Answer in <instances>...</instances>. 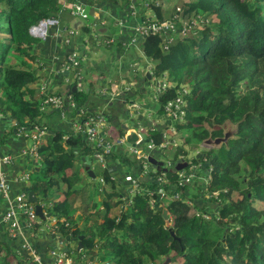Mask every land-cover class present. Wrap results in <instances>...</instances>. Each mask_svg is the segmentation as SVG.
<instances>
[{"label":"trees","instance_id":"trees-1","mask_svg":"<svg viewBox=\"0 0 264 264\" xmlns=\"http://www.w3.org/2000/svg\"><path fill=\"white\" fill-rule=\"evenodd\" d=\"M74 1L0 0V125L12 122L15 127H32L47 116L40 109L44 67L38 54L48 44V37L43 41L29 30L42 20L55 19L64 5ZM178 3L181 7L175 6L169 16L160 7H150L157 22H171L174 28L147 34L140 48L152 64L153 75L166 74L174 86L159 98L160 113L166 101L175 96V90L187 87L185 123L198 143L209 133L212 138L221 137L220 126L226 120L240 122L237 135L227 145L200 153L202 157L194 158L186 167L189 170L206 157L203 165L212 166L211 182H199L192 189L190 184L178 187V173H167L162 188L169 195L176 193L179 199L167 208L155 203V210L148 196L154 192L152 198L156 197L154 184L147 187V196L142 193L131 198L127 190L125 197L118 196L127 207L113 218L109 212L117 192L107 189L104 204L90 202L85 214L76 218L68 200L73 190H82L75 188L81 180L77 171L71 176L65 173L75 167V149L81 147L84 155L90 151L80 134L64 138V132L58 131L39 147L42 160L33 171L36 180L31 182L30 176L27 189L40 197L39 203H47L42 207L56 218L52 227L55 235L68 240L84 236L83 249L76 251L81 253L79 256H88L90 263L98 258L95 262L103 264L107 257L106 264H161L166 258H170L169 264H264V0ZM201 18L204 21L197 24ZM184 23L189 32L181 37ZM89 29L83 26L81 32L88 33ZM68 92L65 98H70L74 107L67 104L63 108L67 116L71 118L82 110L84 119L91 117L93 113L84 103L89 93ZM13 130L3 131L2 138L13 137ZM151 133L149 141L155 146L163 143L159 134ZM179 160L176 157L174 163ZM102 180L114 190L107 170ZM61 186L63 200L49 203L51 191L59 192ZM184 199L191 201L190 207ZM163 209L173 216L170 226L163 218ZM102 249L104 253L99 257ZM69 252L63 253L69 258ZM5 255L12 256L9 246L0 241V264L5 263L1 261Z\"/></svg>","mask_w":264,"mask_h":264},{"label":"crops","instance_id":"crops-1","mask_svg":"<svg viewBox=\"0 0 264 264\" xmlns=\"http://www.w3.org/2000/svg\"><path fill=\"white\" fill-rule=\"evenodd\" d=\"M75 1H82L85 4L87 14L88 12L92 14V22L83 23V25L78 28V31L75 30L73 35L67 36L68 30L65 29L71 27L72 22L76 18H74L68 8L70 3L64 5V10L70 11L72 20L68 22L65 21L63 28L59 32H57V30L49 31L47 36L48 44L46 45L45 49L43 48L44 50L42 49L38 54L43 63L45 71L44 80L47 84V93L67 96L69 95L68 91L75 85L79 91H84L86 86L91 90V82L85 81L89 72L97 73V75H100V78L103 80H106L107 78H111L112 80L115 77H119L122 80H125L129 87H134V89H136L138 86L137 81L143 80L145 72L147 71V66L151 68L152 64L141 51L140 44L142 41L140 40L138 42L134 40L133 27L136 25L139 18L136 15H132L130 13L129 2L127 0ZM134 2L135 10L142 13V11H144L142 7L145 3L140 0H134ZM107 22L116 28V32L114 34L111 33ZM98 24L106 27L109 30V36L100 37L92 32V29ZM83 26H89L90 29L88 33L83 34L81 32V28ZM108 39L112 40V43L109 45L106 44V40ZM64 40H69V42L66 43ZM69 53H73L77 57L76 59L78 66L76 67L79 68L76 70H73V68L67 69L66 57ZM137 71L141 72H139V76L131 77L132 74L136 73ZM70 72H73L72 76H70ZM71 77L74 80L73 84L70 81ZM78 85L80 86V89H78ZM136 90L137 91L135 92L133 99L140 97L141 102L144 103L148 113L151 114L153 112V115L162 117V121L160 120V123L162 124L164 121V116L159 112L160 104L159 101L154 99L153 93H150V95H147V97L142 100L144 96L137 94L138 88ZM122 91L123 90L117 93L112 91L109 93V96H104L103 100L93 97L92 92L91 95L89 94V96L87 95L86 98H84V103L87 106L89 112H94L91 117L97 115L95 111L99 110L96 108L100 107L101 114H104V116L108 118L107 120L105 119L106 121L103 118L108 132L113 131L111 135L118 133L120 135L119 137H122L121 126L123 125L122 121L119 119H121L125 114L122 108V99L117 95ZM87 98L89 101H87ZM104 107L105 110L103 111ZM45 114L47 116L42 117L39 121H36V125L45 131V134L37 143L38 150L40 146L46 144L47 139L51 135H54L58 131L64 132V138L70 134L77 135L75 134L76 124L72 117L69 118L66 116V120H61L59 114L56 112L54 113V110L51 109L46 110ZM166 126L168 125L164 121L163 127L165 129ZM4 127L5 126L3 124L0 125V136L3 131H7V127L5 130ZM101 132L105 137L106 130L104 129V125L101 127ZM0 138L3 139L2 144L0 145V153H10L13 157V167L11 168L10 172L11 180L14 177L20 178L24 175H28V181L26 183L17 182L13 185L11 195L15 196L20 192H27L28 195L29 191L27 188L30 187V174L35 170V168H38L41 163V161L39 162L37 159L31 158L29 155H23V151L30 148L32 142L29 141V138L26 139L22 137L13 138L6 136L2 138L1 136ZM82 140L85 143L83 138ZM146 145L147 144H143L141 147L144 148ZM88 150L92 152L90 147ZM90 152H88L87 155H84L81 147L74 150L76 155L75 167H78L80 170H82L86 177L85 179H82L81 175L77 171L81 180V184H85L84 188H88L89 183L96 178L87 161L88 158H91L92 154L90 155ZM116 152L117 154L109 157V160L106 163L107 169L104 168L108 171V173H110L111 180H113L115 188L114 190H110L107 185L102 184L103 194L104 191L109 189L107 191L117 192V198L119 195L121 198H123L126 196L127 190L129 192L132 190L133 193L131 184L133 183V179H135L138 183V186L135 188V192L140 191V194L144 193V195L147 196V187L155 183V179H152L151 177V171L147 170L148 165H140V163H138L135 159L130 161L123 156L121 157L119 151ZM161 153L162 152L159 151H153V154L156 156L162 155ZM181 155H183V153H181ZM177 157L180 159L179 154ZM74 169L67 170L65 173L66 176H71L73 172H75ZM88 171L92 172L93 177L88 175ZM205 175V166H203L202 170L196 174V177L193 178L191 182H189V188H195V185L200 184L199 182H206ZM171 187L173 188V186ZM75 188L82 189L80 186H75ZM76 192L77 191L73 190V195ZM91 193L89 192V194ZM35 197L37 200H39L37 195H35ZM76 200L77 199H74L73 201L70 200L71 202L69 201V203H75ZM89 201L91 202L92 200ZM40 204H43L45 208L47 203ZM31 205L33 207L35 206L33 203H31ZM7 207V202H5V200H3L2 196L0 195V241L9 246V250L12 255H5L6 257L4 264H10L11 262H17L18 264H32L31 254L33 251L38 254L45 264H52L54 257L51 256V254L53 251L58 252L57 248L60 245H65L67 249H69V244H73L72 242H74L75 247H77L78 240L70 239L67 243L64 242L63 244L61 241L62 238L53 233L52 227L48 231L46 228H41V233L36 235L35 233L40 230L38 228L37 222L41 223L38 218L36 223L31 226V229L28 225L27 218L24 216H19L18 220H15L11 223H4L2 216L6 212ZM45 210L46 209H43V213L47 214L48 212ZM74 216L77 218L76 214H74ZM54 220H56L55 217L49 219L47 218L46 222L42 223L45 225L49 223L54 224ZM52 235L55 236L54 239H52ZM77 257L78 259L76 261L72 260V264H90V261H87L88 256L76 255V258ZM68 259H70V257ZM92 264L95 263L92 262Z\"/></svg>","mask_w":264,"mask_h":264},{"label":"built area","instance_id":"built-area-1","mask_svg":"<svg viewBox=\"0 0 264 264\" xmlns=\"http://www.w3.org/2000/svg\"><path fill=\"white\" fill-rule=\"evenodd\" d=\"M129 2L130 7V13L132 15H136L139 20L136 23V25L133 27V34H134V40L140 41L143 37H145L149 33H159L161 31H167V30H173L174 25L171 22L168 21H162L157 22V20H152L150 18L147 19V17L143 16L145 15V12L151 7H161V4L156 5L155 0L153 2H150L149 0H140L144 2V6L142 7L144 11H142V16H138V12L135 10L134 7V0H127ZM148 3V5H147ZM69 10L71 11L74 18H78L83 23H85V20L88 19V14L86 11V6L82 1H74L72 4H69L68 6ZM177 11H180L179 8H177ZM44 24V26H32L29 30L30 34L36 38H39L41 40H45L47 37V29H49V26L58 24V21L56 19H48V20H42L41 22ZM195 25V23H193ZM184 23V27L182 30H180L179 35L183 37L185 34L189 32ZM185 28V29H184ZM43 30V32H42ZM67 36L73 35L75 30L71 29V27H68L67 29ZM133 40V41H134ZM66 43L69 42V40H64ZM112 43V40L108 39L106 40V44L109 45ZM171 43V40L169 41V44ZM164 49H167V46L164 47ZM66 64L67 69L72 68L75 66H78L77 57L73 53H69L66 57ZM153 75V72L149 70ZM164 77L166 80V74H163L161 76H155L156 82H155V91L153 93V97L155 100L159 101V98L163 96L164 94H167V92L170 89H173V85L170 83H160V79ZM42 95V101L40 104V109L42 112H45L46 110H54L57 111L61 120H66V113L63 111V108L68 106L73 107V103H69L70 98L66 99L65 96L59 95V94H49L45 90V88L41 91ZM188 95V91L184 89L183 87L179 88L178 90H175V96L172 99H169L166 101V103L163 105V116L164 121H169V125L166 126V130L173 131L174 128H172V124L174 123H183L185 122V115H186V100L185 96ZM84 115V112L81 110L78 113V116ZM102 121L103 117H89L85 119H79L74 125H75V134H80L83 136V139L85 140V143L88 147L92 149V156L95 157L99 162H104L106 158L111 157L112 155L117 154L116 151H120L123 148V145L125 143V140L123 137H120L116 140L115 145L106 142L104 135L101 132L102 127ZM15 123L9 124L5 126V129L7 127L8 129L14 128V136L13 138L22 137L26 139H30L32 142V145L30 148L23 151V155H29L31 158L37 159L39 162L42 160L39 152L37 143L41 140L40 138L45 134V131L40 128L38 125L34 124V126H18L15 127ZM74 135V134H73ZM164 138V135H163ZM167 142V140H164L162 144H160V147L164 145V143ZM155 147V144L152 141H149L147 145L145 146V151H139L136 148H128L130 152H132V155L134 156L135 160L139 163L143 160L147 159V150L150 152ZM165 148V147H164ZM163 148V149H164ZM125 152L123 153V157ZM125 158V157H124ZM207 162V158L201 162L199 161L197 164L191 166V168L188 170L189 173L185 176L182 172L178 173L179 185L178 186H184L189 184L193 178L196 177V174L201 171L203 168V164ZM103 168H106V163L102 164ZM13 167V157L10 153H0V195L2 196L3 200L7 202L8 207L6 209V212L2 216V220L4 223H11L15 220H18L19 216H24L28 220V225L30 229L31 226L36 223L37 217L35 215L34 207L31 205V203L28 200L27 192H20L16 194L15 196L11 195L13 185L17 182H24L26 183L28 181V175H24L20 178H13L11 180V168ZM206 171V182L210 180V172L212 171V166L208 164V166L205 167ZM103 182V180L101 179ZM167 182L162 177H159L157 179V184L161 185L163 183ZM136 186V185H134ZM134 188V187H132ZM160 194L164 192V189L161 188ZM157 190V189H156ZM132 192V190H131ZM157 193V192H156ZM150 196H153L154 192H149ZM165 194V192L163 193ZM215 194V193H214ZM166 195V194H165ZM176 199H178V195L175 193ZM159 196V194H158ZM164 195H162L163 197ZM160 198V196H159ZM55 223V220H54ZM58 251H60L59 247L57 248ZM51 256L54 257V260L52 264H72V260L68 259L63 252L59 254V252L53 251ZM31 262L32 264H45L42 259L38 256V254L33 251L31 254ZM92 264V263H90Z\"/></svg>","mask_w":264,"mask_h":264},{"label":"rangeland","instance_id":"rangeland-1","mask_svg":"<svg viewBox=\"0 0 264 264\" xmlns=\"http://www.w3.org/2000/svg\"><path fill=\"white\" fill-rule=\"evenodd\" d=\"M149 1L153 2V0H149ZM155 4L156 5L161 4L160 8L162 9V12H165V14L168 13L165 16H167V15L169 16L173 12L175 6L181 7V3H178V0H155ZM147 5H148V3H147ZM176 11H177V8H176ZM88 14H89V19L85 20V23L92 22V14L90 12H88ZM137 14H138V16H142L143 15L140 12H138ZM143 16L147 17V19L150 18L152 20H156V16L153 14L151 8H149L145 12V15H143ZM55 19L58 21V24L49 26L48 27L49 29H47L48 30L47 33L49 31H52V30L53 31L57 30V32H59L63 28L65 21L68 22V21L72 20V16H71V13H70L69 10H63V11H61V13L59 15H57L55 17ZM202 21H204V18H201L200 21L197 22V24H200ZM107 24L110 27L111 33L114 34L116 32V28L112 24H110L109 22H107ZM91 38H93V37H91ZM40 64H41V66H43L42 61L40 62ZM72 68H73V70H76L79 67L75 66V67H72ZM149 70H152V69L149 66H147V71H149ZM44 72L45 71H43V77H42V80H41L40 91H39V94H40L41 97H42V95H41L42 89L45 88V90H46V86H47V84H46V82L44 80ZM135 74L136 73H133L131 77H133ZM72 75H73V72H70V76H72ZM70 81H71L72 84L74 83V80H73L72 77L70 78ZM85 81L91 82V84H92L91 92L93 93L92 96L95 97L96 99L97 98L98 99H102L101 96H109V93H111L112 91H114V93H117V92H119L121 90H125V89H127L129 87L128 83L125 80H122L119 77H115L112 80H111V78H107L106 80H103V79L100 78V75H97V73H95V72H89V74L87 75ZM165 81H166L167 84L169 83L167 81V77H166V80H165L164 77H162L160 79V83H165ZM155 82H156V79H155V76H153L152 81L148 82L149 84L147 83V94L154 93V91H155ZM183 88L188 90L186 86H183ZM78 89H80L79 85H78ZM87 101H89L88 98H87ZM127 105H128V103H127ZM96 109L101 111L100 107H98ZM104 110H105V107H104L103 111ZM131 110L134 111L136 109L133 108ZM136 112H139L140 116L143 117V118H148L150 121L154 120L156 125L160 126V120L162 119V117H159V116L157 117V116L152 114L153 112L150 114V113L147 112V110H142L140 108H138L136 110ZM95 113H97V115L100 114L98 111H95ZM93 114H94V112H93ZM97 115H95L94 117H98ZM133 118H136V117L133 116V114H132V117H130L128 121L134 120ZM72 119H74V121L76 123L79 119H84V118H83V115L78 116V115H75V112H74L72 114ZM162 124H164V121H163ZM103 125H104V129L106 130V132H105L106 142H109V143L115 145L116 140L118 139V137L120 135L118 133H115V134L111 135L113 131L108 132L106 124H105L104 121H102V126ZM181 125H184V126L182 127L181 130H178L177 126H181ZM172 128H174L173 131L166 130L165 128H161V130L159 132H156L157 134H163L164 133V140H167V142H165L162 147H160V146L157 147V149L159 151H162L163 155L165 156V162H167V163L174 162L176 160V157L179 154L180 159H184L185 162L190 164L194 160V158H196L197 154H200V153L208 151L207 148L201 146V143H198L197 140H195L194 138L191 137L192 131L186 127V123L185 122H183V123L182 122L181 123H174L173 122ZM141 134H143L147 139H149L150 136H152V133H150V132L145 133L143 131V132H141ZM29 141L31 142L30 139H29ZM29 145H30V143H29ZM259 151H260V149L256 150L254 153L250 154L248 156V158L252 159ZM124 152H125V154H124L125 156L124 157L127 158L128 160L132 161V160L135 159L134 156L132 155V152H130V150L127 147H125V146H124V148H122L119 151V154H121V157H122ZM181 153H183V155H181ZM91 154H92V152H90V155ZM212 156H213V153H211V157ZM154 157H156L158 160H160L162 162V160L160 159L159 156L154 155ZM204 159L205 158L203 157V160ZM108 160H109V158H106V160L104 162H99L95 157H92V155H91V158H88L87 161H88L89 167H90L91 171L95 174L96 178L94 180H92V182L89 183L88 188H84L85 184L79 183V186L82 188V190L77 191L73 196L69 197L68 201H70V200L73 201L74 199H77L75 201V203H70V205L72 204L71 207H72V209L74 211V214H76V215L85 214V208L87 207V204H90V201H89L90 194H89V192L90 193L92 192L91 193L92 194L91 203L96 202L95 204L98 203V204H100V206L102 204H104V202H105L104 200L106 199L105 197L104 198L102 197L103 196L102 184L104 185V182H102L99 179H102V175H103V173L105 171V169L103 168L102 164L107 163ZM140 165H147V163H143V164H140ZM34 168H35V166H34ZM147 170H149L148 166H147ZM74 171H78L79 174L81 175L82 179L86 178L85 175H84V172L82 170H80L78 167H75ZM188 173H189V171L187 169L183 170V174L185 176ZM30 176H31V182H34L36 180L37 175H35L32 172L30 174ZM151 177H152V179H155V181H154L155 183H153V184L155 186V191L157 192L156 193L157 195H156L155 198H152L153 196H150V194L148 193V196L150 197V205H151V207L153 209H155L154 208V204L157 203L159 207L167 208L169 206V204H171L174 200H177L176 196L175 195H169V192L165 193L166 195L163 194L164 192H162L161 194L159 193L160 190H162L161 188L163 187L164 183L161 184V185H158L157 184V179L159 177H162L163 179L166 180L167 175L166 174L163 175L162 173L161 174L160 173H155V172L152 171L151 172ZM179 180H180V178L176 176V182H179ZM209 181H208V183L206 182L205 184H209L211 182V181L210 182ZM135 182H136V180L133 179V183L131 184V187H134V188H133V193L130 192L131 193L130 194L131 198L136 196L135 193L136 194H140L141 193L140 191L135 192V188L138 186V183L137 182L135 183ZM134 185H136V186H134ZM178 187H180V186H178ZM176 188H177V186H173V189H176ZM63 189H64V187L61 186L59 192H55L54 193V191H51V194L49 195V203H50V201L61 202L63 200V197H62V193H63L62 190ZM61 191H62V193H61ZM105 193H106V191H105ZM158 194H159L160 198H159ZM216 194L217 193H215V195ZM162 195H164V196L162 197ZM138 196H140V195H138ZM39 201H40V199H39ZM183 201L185 202V204L189 205V207L192 204L191 201H188V199H184ZM111 204H112L111 206L114 207L109 212L111 218L118 216V214L120 212V209H124L125 207H127L124 201H122L120 203L119 202V198H115V197L111 200ZM113 204H115V205H113ZM190 209H193V208L191 207ZM103 212L104 211H101V214H100L101 217L104 216ZM156 212L157 211H153L152 213H156ZM195 214H199L198 211L195 210ZM190 215H191L190 212H188V216H190ZM166 220H168L166 222L167 225H169V226L172 225L173 216L172 215L170 216V214H167V219ZM37 224H38V228L40 230H38L35 233L36 235H39V233H41L40 232L41 228H46L47 231H48L51 227L54 226V224H51V223L45 225L42 222L41 223L37 222ZM72 243L73 244H69V251H70L69 252V257H70L71 260L75 259L76 255L79 256L81 254V253L77 254V251H76L77 247H75V243L74 242H72ZM59 249H60V251H58L59 253L63 252V245H60ZM103 253H104V250L103 249L100 250V252L98 253L99 257H101ZM3 258H1V261H4ZM104 260H105V262L103 264H106L107 261H109L107 257H105ZM8 261H7V263H8ZM87 261H89V260L87 259ZM95 261H99L98 258H95ZM95 261H93V263L99 264L98 262H95ZM10 264H18V263L17 262H11Z\"/></svg>","mask_w":264,"mask_h":264},{"label":"water","instance_id":"water-1","mask_svg":"<svg viewBox=\"0 0 264 264\" xmlns=\"http://www.w3.org/2000/svg\"><path fill=\"white\" fill-rule=\"evenodd\" d=\"M41 22L38 24V26H42V25L44 26V24H42ZM82 25H83V22L79 20L78 18H76L71 24V29L77 31L78 28ZM92 32L100 37L109 36V30L106 27L101 26L99 24L92 29ZM137 72H136V75L134 76H139L138 74L141 73L140 71H137ZM152 78L153 76L151 72L146 71L145 76L143 77V80L137 81L138 83V86H137L138 93L137 94H139L140 96H144L142 100H144L147 97V95H150V93L147 94V83L151 82ZM84 89L86 93H89L90 91L89 94L90 95L92 94L91 90H89V87L86 86V88ZM136 89H134V87H128L127 89L123 90L117 95L119 98L122 99V108L125 114L121 119H119L122 121V124H123L121 126L122 137L125 140L123 148L125 146L127 148H136L139 151H145V147L143 148L141 146H143V144H147L149 142V139H147L143 134H141V132L143 131L145 133H148L151 131L159 132L161 128H164V127H163V124L161 123H160V126H157L154 120L150 121L148 118H143L140 116L139 112H136L138 108L142 110H147V108L144 106V103L141 102L140 97L133 99V96L135 95V92L137 91ZM76 90H77V86L75 85L72 87V92H75ZM101 97L102 99L104 98V96H101ZM133 108H135L136 110L132 111L131 109ZM98 112L100 113L99 115L104 118V120L108 119L106 116H104V114H101V111H98ZM77 113H79V111ZM90 113H93V112L90 111ZM132 114L136 118H133L134 120L128 121L129 118L132 117ZM166 122H167L166 124L169 125V121H166ZM239 123L240 122L234 124L230 120H226L220 126V128L223 131L222 136L217 137V138H212L211 134L209 133L208 136L201 141V146L207 148L208 150H216V149L221 148L223 145H227L228 141L230 139L235 138V136L237 135ZM159 135L164 141V138H163L164 133L159 134ZM153 151H159V150L157 149V147H155L150 152L147 150V159L139 162L140 164L147 163L149 167V171L151 172L155 171V172H159L163 174L179 173V172H182L184 169H186L188 165V163L185 162L184 159H180L179 161L175 163L174 162L167 163L165 162V156L163 155V153H161L162 155L159 156L160 159L162 160L161 162L156 157H154ZM159 152H162V151H159ZM201 157H202V154H197L196 159L199 160ZM88 175L93 177V174L90 171H88ZM28 200L30 203H33L35 205L34 206L35 215L41 222H46L47 218L48 219L54 218V216L51 213H47V214L43 213L42 205L38 202L37 198L35 197V194L31 191L28 192ZM44 202H46V200ZM162 215H163L164 220H166L167 219L166 209L162 211ZM171 236L174 237L173 232H171ZM54 238L55 236L52 235V239ZM82 240H83V236H79L78 244L76 248L77 251H81L83 249ZM61 241L64 244V242L66 243L68 242V239H62ZM67 251H68L67 247L63 245V252H67ZM169 262H170V258H166L162 262V264H169Z\"/></svg>","mask_w":264,"mask_h":264},{"label":"bare ground","instance_id":"bare-ground-1","mask_svg":"<svg viewBox=\"0 0 264 264\" xmlns=\"http://www.w3.org/2000/svg\"><path fill=\"white\" fill-rule=\"evenodd\" d=\"M42 32H43V30H42Z\"/></svg>","mask_w":264,"mask_h":264}]
</instances>
